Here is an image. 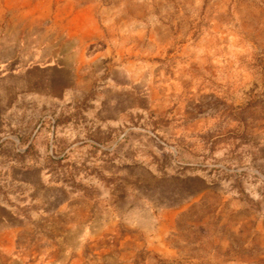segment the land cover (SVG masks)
<instances>
[{
  "label": "rangeland",
  "instance_id": "1",
  "mask_svg": "<svg viewBox=\"0 0 264 264\" xmlns=\"http://www.w3.org/2000/svg\"><path fill=\"white\" fill-rule=\"evenodd\" d=\"M141 252L264 264V0H0V264Z\"/></svg>",
  "mask_w": 264,
  "mask_h": 264
},
{
  "label": "trees",
  "instance_id": "2",
  "mask_svg": "<svg viewBox=\"0 0 264 264\" xmlns=\"http://www.w3.org/2000/svg\"><path fill=\"white\" fill-rule=\"evenodd\" d=\"M142 252L139 253V257L140 260L138 258H134V260L132 261L133 264H143L144 263V257L142 256ZM153 261H155V264H184L183 262H181L182 260L176 259V260H164L159 258L158 256H153L151 258Z\"/></svg>",
  "mask_w": 264,
  "mask_h": 264
}]
</instances>
